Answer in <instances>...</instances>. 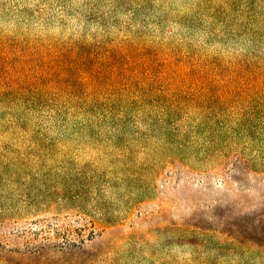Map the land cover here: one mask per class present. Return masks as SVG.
Segmentation results:
<instances>
[{
    "label": "rangeland",
    "instance_id": "rangeland-1",
    "mask_svg": "<svg viewBox=\"0 0 264 264\" xmlns=\"http://www.w3.org/2000/svg\"><path fill=\"white\" fill-rule=\"evenodd\" d=\"M0 264H264V0H0Z\"/></svg>",
    "mask_w": 264,
    "mask_h": 264
}]
</instances>
